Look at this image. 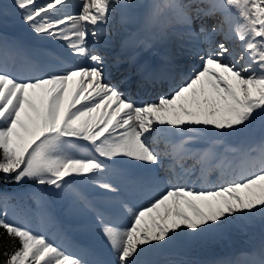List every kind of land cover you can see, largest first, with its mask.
I'll return each mask as SVG.
<instances>
[{
  "label": "snow or ice",
  "instance_id": "6c2138e0",
  "mask_svg": "<svg viewBox=\"0 0 264 264\" xmlns=\"http://www.w3.org/2000/svg\"><path fill=\"white\" fill-rule=\"evenodd\" d=\"M138 6L0 5V14L17 12L29 30L19 40L0 37V241L7 243L0 264H159L165 252L264 221V0H155L121 42L125 60L113 59L117 69L128 63L134 70L112 82L102 50L113 44L109 26L115 13ZM157 43L175 44L200 63L169 90L133 99V90L147 95L148 85L175 79L170 50L158 53L159 62L138 59ZM257 131L259 140L247 144ZM217 170L221 183L196 188L191 181L197 171L198 182ZM160 184L162 191L148 190ZM136 192L147 203H132ZM45 195L84 219L96 247L67 252L32 230L31 210L19 201L26 196L39 207ZM36 215L54 223L47 210ZM241 257L264 264V244Z\"/></svg>",
  "mask_w": 264,
  "mask_h": 264
},
{
  "label": "rangeland",
  "instance_id": "374dc122",
  "mask_svg": "<svg viewBox=\"0 0 264 264\" xmlns=\"http://www.w3.org/2000/svg\"><path fill=\"white\" fill-rule=\"evenodd\" d=\"M41 2H43V0H41ZM11 3L12 0H0V5H11ZM143 5L141 4L139 7L134 8L137 10L135 13H133L134 15L132 14V16H134L133 17L134 24L129 25L128 28L125 27L124 29L126 31H129V29L133 28V26L135 28H138L139 20L141 18L144 19V17L140 16L141 6ZM72 11H75V9H72ZM114 17L109 26V35L118 37L120 33V29H119V24H116L114 22ZM124 17L129 18V14L128 13L127 15L125 14ZM0 26L9 30L8 32H5L0 29V37H6L10 40L22 39L29 32L27 26L22 22L17 12L9 11L7 15L0 14ZM123 35L124 33L122 34V36ZM200 45L205 48L207 47L208 44L202 42ZM237 48L238 47H236V49ZM259 138H260V132L257 131L254 135L247 138V142L249 143V145H252L256 143L259 140ZM30 186L31 184L26 185L25 188L26 189L30 188ZM129 198L131 199L132 203L136 205H142L147 203V198L145 197V195H143L140 192L130 193ZM136 198H138V200ZM19 202L24 208L31 210L32 215L29 217L30 220L29 226L32 228V230L36 232L43 231V233L48 237V230H50L52 226H55L56 228L51 230L49 232V235L53 236L56 230L57 232L55 234L56 236L55 238L56 240H58V242L56 243L60 244L67 252L79 253L82 248H84L85 246L88 247V245L89 247H96L98 240L97 234L91 232L84 226L85 225L84 219L80 217H69L65 215V213L62 210L63 209L62 202L56 200L55 197L50 195H45L42 198L41 205L39 207L35 202H33L31 199H28L26 196L23 197ZM13 203H16V201H13ZM56 209H58L57 210L58 212L55 211ZM43 210H47L48 212H51L52 216L54 217V223L48 224L40 221L39 217L36 214ZM10 219L15 220V222L21 225L25 223V217L22 214L20 215L10 214ZM237 232L240 234L239 236L235 235L237 234ZM50 240L54 241V236ZM208 243L209 246H206L205 244ZM208 243L199 245L192 249L173 250L168 252L171 254L172 259L175 261L178 260L195 261L198 262V264H204V262L201 261L199 257L201 254H203V252L206 249H207L206 251H208V255L206 254L207 255L206 258L210 257L209 250H212V253L216 251L220 252L221 250H224L225 252H221L222 253L221 255L225 257L230 255V254H226V252L231 253V255H234L237 249L241 247H248V248H252L250 250H256L254 248L260 247L262 246V244H264V221H261L260 218H257V221L252 225H250L249 227L234 228L233 230L211 240ZM104 258H108L106 254ZM167 260L168 259L164 257L162 263L166 264Z\"/></svg>",
  "mask_w": 264,
  "mask_h": 264
},
{
  "label": "bare ground",
  "instance_id": "6f19581e",
  "mask_svg": "<svg viewBox=\"0 0 264 264\" xmlns=\"http://www.w3.org/2000/svg\"><path fill=\"white\" fill-rule=\"evenodd\" d=\"M76 2V1H75ZM144 2H145V0H133V4H135V5H143L144 4ZM138 6V7H139ZM144 6H145V4L143 5V6H141V11H140V13H142V11H143V9H144ZM137 10L136 9H131V10H129V9H125L124 10V15L126 14L127 15V13L129 14V18H126V19H128V21L130 22V24L132 25V24H134V20H133V17L134 16H132V14L133 13H135ZM145 11V10H144ZM144 13V12H143ZM134 15V14H133ZM124 17V16H123ZM125 18V17H124ZM143 21H144V19H141V20H139V25L141 26L142 24H143ZM135 27L133 26V28H130L129 29V31H128V34H127V36L129 35V33H134L135 32ZM202 40H203V38H201ZM217 41H220L219 40V38H217L216 39ZM201 46V45H200ZM172 48H173V50H172V52H171V54H174V53H176V51H177V53L179 52L178 51V49H176L175 47L176 46H174V45H172L171 46ZM202 47V46H201ZM208 45H207V47H202L201 49H203L204 51H207L208 50ZM167 49V46H164V47H162L161 46V44L160 43H157L155 46H154V51H147V50H145L144 52H148V53H150V56H149V58L150 59H153L154 57H158L159 55H158V53H160V52H163V51H165ZM156 51H159L158 53H156ZM148 53H146V54H148ZM149 55V54H148ZM197 58V57H196ZM187 64H190L191 62H186ZM129 71H131V70H129ZM121 78V77H120ZM132 96H134V93H132L131 94ZM143 99H145V100H150L149 98H148V96H146L145 98H143ZM190 165H192V164H190ZM189 165V166H190ZM213 173H214V171L213 172H211L208 176H207V181L208 180H210V179H212V181L214 182V179L213 178H211V176L213 175ZM161 176H163V175H165L164 174V172L163 171H160V173H159ZM198 175H199V172H198ZM161 185L162 184H160V185H157V186H154L153 187V189L154 190H156V189H158V188H160L161 187ZM164 257H166L168 260L166 261V264H170V261L172 262H174L175 260H173L172 259V256H171V254L169 253V252H165V253H163L162 255H160L159 257H157V260H158V262H160V263H162V261H163V258Z\"/></svg>",
  "mask_w": 264,
  "mask_h": 264
},
{
  "label": "trees",
  "instance_id": "16d2710c",
  "mask_svg": "<svg viewBox=\"0 0 264 264\" xmlns=\"http://www.w3.org/2000/svg\"><path fill=\"white\" fill-rule=\"evenodd\" d=\"M0 231H2V230H0ZM3 246H7V243H6V241H0V251H2L3 250ZM219 253V252H218ZM0 259H3V257L2 256H0Z\"/></svg>",
  "mask_w": 264,
  "mask_h": 264
}]
</instances>
